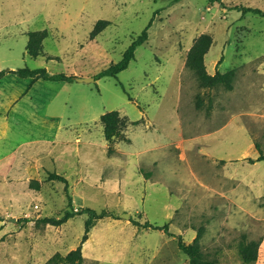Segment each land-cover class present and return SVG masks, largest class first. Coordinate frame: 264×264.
Here are the masks:
<instances>
[{
	"label": "rangeland",
	"instance_id": "rangeland-1",
	"mask_svg": "<svg viewBox=\"0 0 264 264\" xmlns=\"http://www.w3.org/2000/svg\"><path fill=\"white\" fill-rule=\"evenodd\" d=\"M170 1L0 0V71L93 79L33 81L6 73L0 81V156L16 151L8 180L0 170V264H47L79 244L84 215L55 228L40 222L60 217L66 205L63 185L47 180V172L66 178L75 210L118 217L93 224L81 245L83 264H187L175 236L188 244L199 228L208 258L243 264L238 244L245 236L259 244L253 264H264V162L246 160H255V146L264 151V17L230 10L264 12V0H222L225 8ZM152 18L128 67L94 80ZM98 20L109 25L90 39ZM41 30L48 32L44 56L30 58L26 34ZM200 34L212 38L207 72L234 70L231 91L200 89L184 67ZM111 111L127 126L126 140L109 156L99 117ZM58 126L67 142L52 144ZM130 218L167 224L174 237L137 228Z\"/></svg>",
	"mask_w": 264,
	"mask_h": 264
},
{
	"label": "trees",
	"instance_id": "trees-1",
	"mask_svg": "<svg viewBox=\"0 0 264 264\" xmlns=\"http://www.w3.org/2000/svg\"><path fill=\"white\" fill-rule=\"evenodd\" d=\"M180 0H171V3H177ZM209 4H219L222 8H225L224 2L222 0H207ZM230 10L241 11L242 14L252 13L255 15H259L264 17V12L259 10L258 8H250L243 6H233ZM153 22V18L148 22L147 26L141 31L139 35H137L134 39H132L129 46L124 50L121 55V58L116 63H111L106 68L101 69L94 75V80L103 78V77H111L116 78V76L125 70L129 63L134 60V53L137 47L141 46L147 41L148 37V29L150 28ZM109 22L106 20H98L90 33V39L95 38L98 33H101L107 26ZM27 42L25 46V51L28 57L37 58L40 56H44L43 53V40L48 36V32L46 30L41 31H33L28 32L26 34ZM212 44V38L208 36V34H200L195 38L192 45L188 49L185 60L184 67L193 74L197 86L200 89L210 90L216 88H222L226 91H231L233 89V81L235 72L234 70H228L225 72L215 71L213 74H209L205 69L204 57L208 52L210 46ZM222 58L220 59V61ZM218 62V64L220 63ZM8 73L16 76L19 79L30 78L33 81L37 79H44L46 81H57V82H71L74 80V76L72 75H64V74H55L50 75L44 69H36L29 70L28 68H21L15 71H0V80L3 76ZM131 100L128 97V101ZM201 99L197 97L195 102V107L198 109L201 107ZM208 109H210V101L208 105ZM99 123L102 126V135L104 141L106 142V153L107 155H112L114 150V143L117 141H125V136L123 134L126 126L127 119L125 117H121L117 111L107 112L102 114L99 117ZM257 150V156L254 159H246L248 163L255 164L256 162H264V151H261L258 146H255ZM46 179L49 181L59 182L63 185L62 191L66 200V205L64 210L62 211L60 217L58 218H43L40 222L44 224H49L51 226L57 227L69 219L74 218L75 216H85L84 221V232L81 236L79 244L73 250H70L64 256H61L58 253H55L51 258L48 259L47 264H83V258L81 254V245L87 240L88 233L93 226V224L99 220L104 219L105 217H110L113 219H117V215H114L106 210H101L97 212L93 209L81 208L79 210H75L72 205L71 196L68 193V182L66 178L60 174L55 172H47ZM29 188L38 190V183L36 181H31L29 183ZM129 221L137 228L140 229H148L161 231L162 234H165L169 237H174V235L170 234L168 231L167 224L157 225L149 223L148 221L139 222L134 219H129ZM202 235V229L199 228L196 231V235L193 240L186 244L184 243L180 236H175L177 241V248L180 250L187 258V264H219L216 259L208 258L201 250L200 238ZM258 242L249 241L245 238V236L241 237V240L238 244V254L243 264H253L256 262L258 257Z\"/></svg>",
	"mask_w": 264,
	"mask_h": 264
},
{
	"label": "crops",
	"instance_id": "crops-1",
	"mask_svg": "<svg viewBox=\"0 0 264 264\" xmlns=\"http://www.w3.org/2000/svg\"><path fill=\"white\" fill-rule=\"evenodd\" d=\"M61 130H62L61 126H58L57 129L55 130L56 132H54V136H53V138L51 140L52 144L67 142V140L65 139V137L62 134ZM78 141H80V139L79 138H75V142L78 143ZM84 143H85L86 148L88 150L93 149V147H94L93 146V142H92V140H90L89 136L84 137ZM104 146L107 147V145H104ZM15 153H16V151H13V152H9L7 154H4L3 156H0V170H1V172H3V176L1 178H3L5 181L8 180L9 173L12 170L13 165L15 164V162H14ZM5 186L8 187V184L5 185ZM11 198L13 199V195H12Z\"/></svg>",
	"mask_w": 264,
	"mask_h": 264
},
{
	"label": "water",
	"instance_id": "water-1",
	"mask_svg": "<svg viewBox=\"0 0 264 264\" xmlns=\"http://www.w3.org/2000/svg\"><path fill=\"white\" fill-rule=\"evenodd\" d=\"M74 80L78 81V82H88V81H93V79L91 78H75ZM129 214H121L119 215V218H123V219H128Z\"/></svg>",
	"mask_w": 264,
	"mask_h": 264
},
{
	"label": "built area",
	"instance_id": "built-area-1",
	"mask_svg": "<svg viewBox=\"0 0 264 264\" xmlns=\"http://www.w3.org/2000/svg\"><path fill=\"white\" fill-rule=\"evenodd\" d=\"M38 207L36 205H34V209H37Z\"/></svg>",
	"mask_w": 264,
	"mask_h": 264
}]
</instances>
